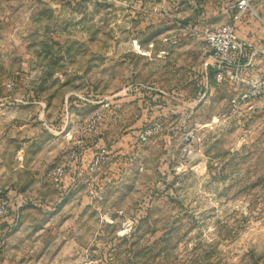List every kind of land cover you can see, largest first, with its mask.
Here are the masks:
<instances>
[{"label":"rangeland","instance_id":"rangeland-1","mask_svg":"<svg viewBox=\"0 0 264 264\" xmlns=\"http://www.w3.org/2000/svg\"><path fill=\"white\" fill-rule=\"evenodd\" d=\"M237 2L0 0V264H264V109L205 73ZM250 4L238 32L264 45Z\"/></svg>","mask_w":264,"mask_h":264},{"label":"built area","instance_id":"built-area-1","mask_svg":"<svg viewBox=\"0 0 264 264\" xmlns=\"http://www.w3.org/2000/svg\"><path fill=\"white\" fill-rule=\"evenodd\" d=\"M250 10V0H238L234 7L231 21L205 34L206 48L209 52L205 68L213 71L214 82L217 85L232 83L249 89L247 93L242 95L241 101L258 100L264 109V80L256 77L253 73L246 72L247 68L251 66L250 62H247V59L251 53L252 45L246 41H242L238 36V27ZM153 47L151 45L149 49L143 50V55L151 56ZM138 49L141 50V47ZM160 54L161 56H166L169 53L168 51H162ZM109 106L108 103L106 107ZM100 120L101 115L98 112L91 115L88 119L81 136L78 137L70 153L71 161L78 162L81 159L85 146L83 137L84 135L92 134L97 129ZM161 127L160 123H156L149 129L142 131L138 136L139 141L142 143L147 142L150 137L155 136L159 132ZM104 159L105 151L103 150L96 155L89 165L88 173L91 185L96 183V175ZM65 175V167L58 166L53 171L51 178L54 183L60 184ZM9 214V204L0 198V222Z\"/></svg>","mask_w":264,"mask_h":264},{"label":"crops","instance_id":"crops-1","mask_svg":"<svg viewBox=\"0 0 264 264\" xmlns=\"http://www.w3.org/2000/svg\"><path fill=\"white\" fill-rule=\"evenodd\" d=\"M256 36L253 38V39H250V40H246V39H244L241 35H240V33L238 32V36H239V38L242 40V41H246V42H248V43H250L251 45H252V49H251V53H250V55L253 57L252 58V60L254 61V56H256V55H258L259 53L260 54H262V55H264V45H261L258 41H257V38H261L262 37V35H263V33H262V31H256ZM250 55H249V57H250ZM206 61H207V59H206ZM206 61H205V63H206ZM252 61V62H253ZM254 65L252 64V67H253ZM205 73H206V75H207V77H206V80H207V83H208V81L210 82V78H212L213 79V76H212V74H213V71H211V70H207L206 68H205ZM209 74H210V78H209ZM212 79H211V81H212ZM214 82V81H213ZM13 206V205H12ZM15 206L14 207H11V205H10V212H13V214H14V212H15Z\"/></svg>","mask_w":264,"mask_h":264},{"label":"clouds","instance_id":"clouds-1","mask_svg":"<svg viewBox=\"0 0 264 264\" xmlns=\"http://www.w3.org/2000/svg\"><path fill=\"white\" fill-rule=\"evenodd\" d=\"M133 31L135 32V31H136V29L134 28V29H133Z\"/></svg>","mask_w":264,"mask_h":264}]
</instances>
